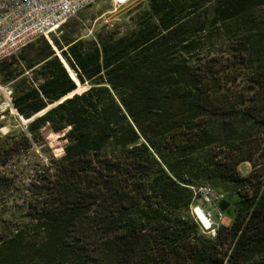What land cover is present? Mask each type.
Returning a JSON list of instances; mask_svg holds the SVG:
<instances>
[{
	"label": "trees",
	"instance_id": "1",
	"mask_svg": "<svg viewBox=\"0 0 264 264\" xmlns=\"http://www.w3.org/2000/svg\"><path fill=\"white\" fill-rule=\"evenodd\" d=\"M70 22L0 62L27 122L0 138V264H264V0Z\"/></svg>",
	"mask_w": 264,
	"mask_h": 264
},
{
	"label": "built area",
	"instance_id": "2",
	"mask_svg": "<svg viewBox=\"0 0 264 264\" xmlns=\"http://www.w3.org/2000/svg\"><path fill=\"white\" fill-rule=\"evenodd\" d=\"M97 1L0 0V62L17 55L21 49L38 38L48 39L67 20ZM14 169L13 166L12 170ZM25 181L28 182L29 178ZM198 192L207 202L216 195L209 187H202Z\"/></svg>",
	"mask_w": 264,
	"mask_h": 264
},
{
	"label": "rangeland",
	"instance_id": "3",
	"mask_svg": "<svg viewBox=\"0 0 264 264\" xmlns=\"http://www.w3.org/2000/svg\"><path fill=\"white\" fill-rule=\"evenodd\" d=\"M144 1L145 0H98L94 5L80 12L76 20L71 18L68 29L71 31L75 28L78 35L90 37L102 26L113 25L116 22H119L122 13ZM56 33L57 30H55L52 34L54 35ZM49 37L47 40H49ZM83 89L84 88L79 87L77 92H81ZM26 125L27 122L19 118L11 106L9 87L0 84V138L4 137L8 133L17 135L19 132L25 130ZM239 171L242 175L247 174L250 171V165L248 163L241 164L239 166ZM10 207V204H8L7 207L4 208L6 211L9 209L2 216L4 219H11L12 211ZM196 208L198 207L195 206L192 208L193 215L194 209ZM202 212L207 216L210 224L219 223L227 226L230 223V220L227 217L220 215V213L213 207H209L208 210ZM197 216L205 226H208L207 221L204 219L199 210H197ZM19 217H21V215ZM18 221L22 222L25 220L22 216L20 219L18 218Z\"/></svg>",
	"mask_w": 264,
	"mask_h": 264
},
{
	"label": "water",
	"instance_id": "4",
	"mask_svg": "<svg viewBox=\"0 0 264 264\" xmlns=\"http://www.w3.org/2000/svg\"><path fill=\"white\" fill-rule=\"evenodd\" d=\"M56 55L58 56V58L60 59V61L62 62V64L64 65V67L66 68V70L68 71V66L66 65V63L64 62V60L62 59V57L60 56V54L58 52H56ZM77 80V79H76ZM74 81V80H73ZM75 82V81H74ZM195 216L196 212H194ZM198 218V217H197ZM199 220V219H198ZM199 222L201 223V225L203 226V228L205 229L204 225L202 224V222L199 220Z\"/></svg>",
	"mask_w": 264,
	"mask_h": 264
},
{
	"label": "bare ground",
	"instance_id": "5",
	"mask_svg": "<svg viewBox=\"0 0 264 264\" xmlns=\"http://www.w3.org/2000/svg\"><path fill=\"white\" fill-rule=\"evenodd\" d=\"M197 210H199L200 212H201V214L203 215V217H204V219L207 221V223H208V226H205L203 223V225H204V227L205 228H207V229H210V222H209V220H208V218H207V216L200 210V209H196V215H197ZM195 215V214H194ZM196 217V219L198 220V216H195ZM201 224V223H200ZM202 226V225H201ZM203 227V226H202Z\"/></svg>",
	"mask_w": 264,
	"mask_h": 264
},
{
	"label": "clouds",
	"instance_id": "6",
	"mask_svg": "<svg viewBox=\"0 0 264 264\" xmlns=\"http://www.w3.org/2000/svg\"><path fill=\"white\" fill-rule=\"evenodd\" d=\"M205 229H207V228H205Z\"/></svg>",
	"mask_w": 264,
	"mask_h": 264
}]
</instances>
